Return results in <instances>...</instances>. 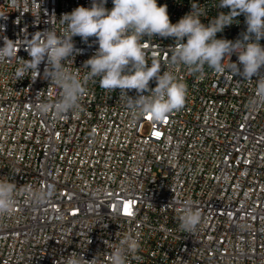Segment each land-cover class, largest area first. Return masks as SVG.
I'll return each mask as SVG.
<instances>
[{
	"label": "built area",
	"instance_id": "1",
	"mask_svg": "<svg viewBox=\"0 0 264 264\" xmlns=\"http://www.w3.org/2000/svg\"><path fill=\"white\" fill-rule=\"evenodd\" d=\"M91 3L0 0V48L5 41L17 50L0 60V179L17 186L13 213L0 216V264H66L72 253L110 264L128 235L140 247L127 264H264V98L255 77L232 68L235 54L221 73L206 64L193 72L172 63L173 38L144 37L147 64L186 87L183 107L162 122L134 117L127 96L102 88L99 77L85 80L77 110L59 117L39 110L59 100L61 89L44 76L46 63L38 76H17L19 58L30 59L24 46L45 30L62 35L61 16ZM157 3L167 5L173 24L192 6L205 13V25L230 11L219 0ZM245 31L239 15L217 38L235 41ZM73 41L80 53L64 66L83 79L98 44L95 37ZM26 189L51 195L37 204ZM189 201L202 217L193 233L179 227L177 209Z\"/></svg>",
	"mask_w": 264,
	"mask_h": 264
},
{
	"label": "clouds",
	"instance_id": "2",
	"mask_svg": "<svg viewBox=\"0 0 264 264\" xmlns=\"http://www.w3.org/2000/svg\"><path fill=\"white\" fill-rule=\"evenodd\" d=\"M106 3L107 0H92L90 7L79 6L63 14L60 18L65 26L62 35L49 29L34 34L25 44L30 59L19 58L23 66L17 70V76L23 77L28 70L38 76L40 64L46 63L44 76L61 89L60 99L54 104L39 106L42 113L54 110L59 117L77 110L87 91L85 80L95 77L100 78L102 88L119 89L127 96V107L134 117L162 122L173 111L180 110L186 98L185 84L173 72H161L158 63L149 66L145 60L141 40L152 36L173 38L178 42L171 61L193 72L200 71L206 64L221 73L225 70V57L231 60L235 54L238 60L232 62V68L243 78L255 77L260 85L259 95L264 98V46L260 43L264 39V0H219L218 7L230 11L219 12L207 25L201 22L205 13L198 6H192L189 13L173 24L167 5H158L157 0H112L111 10L105 7ZM239 15L245 17L246 31L242 36L235 41L218 39L217 33L232 25ZM75 36L84 42L95 37L98 44L94 55L85 61L84 67L89 71L83 79L64 66L69 57L80 53L73 41ZM16 52L4 41L0 60ZM150 81H155L154 88L149 87ZM129 90H135L136 96H129ZM26 192L37 204L47 201L51 195L43 189H26ZM16 193L17 186L11 179H0V216L13 213ZM177 211L179 227L188 233L195 232L202 221L200 210L189 201ZM139 247L134 236L124 237L111 251L110 264H127L128 256ZM66 264H97V258L89 261L83 254L72 253Z\"/></svg>",
	"mask_w": 264,
	"mask_h": 264
}]
</instances>
